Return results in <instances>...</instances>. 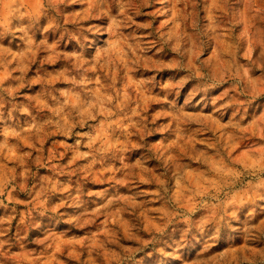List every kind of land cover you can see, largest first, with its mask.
<instances>
[{
    "label": "clouds",
    "instance_id": "obj_1",
    "mask_svg": "<svg viewBox=\"0 0 264 264\" xmlns=\"http://www.w3.org/2000/svg\"><path fill=\"white\" fill-rule=\"evenodd\" d=\"M214 90L223 104L192 110ZM253 112L264 0H0V264H66L77 243L79 264H140L148 245L173 264H264Z\"/></svg>",
    "mask_w": 264,
    "mask_h": 264
},
{
    "label": "rangeland",
    "instance_id": "obj_2",
    "mask_svg": "<svg viewBox=\"0 0 264 264\" xmlns=\"http://www.w3.org/2000/svg\"><path fill=\"white\" fill-rule=\"evenodd\" d=\"M154 9H149L146 11H152ZM142 21H147L149 19H151L150 16H143L138 18ZM155 26H159L158 24H156ZM145 34L147 32V30H142ZM223 43V42H221ZM175 69L174 68H165L161 71L158 72L157 74V79L160 82L161 85H164L168 82L169 78L173 75H175ZM190 88H185L182 93L179 96V100L180 103H184L186 100L189 99L190 96ZM222 92L223 90H219V91H211L208 96L206 97V99H204L202 102L197 103V101H199V97H197L195 100L192 101L191 104V108L193 111L199 112V111H212L214 108L219 107L221 104H223V99H221L222 96ZM260 114H264V113H255L253 112V116L255 115H260ZM252 119V117H250V120ZM237 158H239V154L237 156ZM90 185H92L93 190H99L103 187H105L106 185H102L98 182V180L94 177L92 180H90L88 182ZM124 191H127V189H124ZM21 198L23 199V196H21ZM18 210L22 211L23 210V206L19 205L17 206ZM97 209H99L101 212H103V205H97L95 202L93 203L92 208L89 209L90 213L93 212H97ZM11 214V209H5L3 207H0V217H4L7 215ZM99 215V214H98ZM106 218V214L105 215H99V218L97 220V224L98 225H102L104 220ZM19 220V216L17 217L16 220H14L12 222V229L9 233V235H11L12 233L15 232L16 229V225L18 223ZM84 223L86 225H88V228H80V227H71L69 226V235L67 237V239H70L72 241H78L79 239H82L88 232L89 228H94V225L89 224V221L87 220V218L84 220ZM146 223V222H145ZM7 226V225H5ZM64 225L61 224L60 226V231L64 230ZM32 236H35L36 233L32 232L31 233ZM143 236L145 239L148 238V234L147 232L143 233ZM178 238V237H177ZM240 242L243 243V241L246 239V237L241 236L240 238ZM128 244H130L133 247H137L138 246V242L135 239H129L126 241ZM171 242V241H170ZM232 246V241L230 239L229 236H225L224 238H222L219 242H218V248H219V252H223L227 249H229ZM79 244H73V245H68L67 246V252H65L63 259L65 260L66 264H79V260L76 258L77 254H78V249H79ZM140 257H141V261L140 264H173V258L171 256H164L162 255L160 252L158 251H154L153 250V246L152 245H148L147 247L143 248L142 251L140 252ZM100 264H109L108 261H106L103 257L100 260ZM111 264H116V261H112ZM216 264H225V262H223L222 260H217Z\"/></svg>",
    "mask_w": 264,
    "mask_h": 264
}]
</instances>
